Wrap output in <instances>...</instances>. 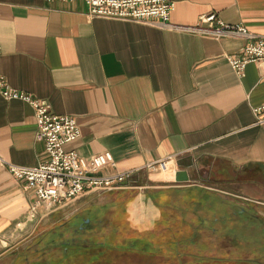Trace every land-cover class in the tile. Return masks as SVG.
Wrapping results in <instances>:
<instances>
[{"label":"crops","instance_id":"1","mask_svg":"<svg viewBox=\"0 0 264 264\" xmlns=\"http://www.w3.org/2000/svg\"><path fill=\"white\" fill-rule=\"evenodd\" d=\"M171 1L172 26H196L215 13L264 35V0ZM246 43L91 17L82 0H0V79L75 118L81 136L67 149L83 158L110 152L115 167L101 174L138 172L117 191L131 193L122 216L140 234L166 226L175 202L201 203L207 190L226 193L233 205L264 200V124L254 113L264 105V62L241 78L226 58ZM36 134L33 109L5 100L0 87V264H16L11 256L40 223L61 213L41 206L31 220L37 198L3 162L44 163ZM169 158L163 172L146 169ZM178 170L189 182H176Z\"/></svg>","mask_w":264,"mask_h":264},{"label":"rangeland","instance_id":"2","mask_svg":"<svg viewBox=\"0 0 264 264\" xmlns=\"http://www.w3.org/2000/svg\"><path fill=\"white\" fill-rule=\"evenodd\" d=\"M207 191L210 194L197 204L185 205L184 202L183 204L172 198L177 201L173 206L177 214L171 229L174 231V228L179 227L181 230L194 231L201 236V240L196 245L184 247L186 252H182L180 245L169 247L161 244L167 239L164 238L168 236L167 229L160 230L158 235L150 234L147 239L117 230L112 233L115 241L113 244L116 247L106 249L104 262L106 264H212L207 255L218 253V264H264V200L233 205L232 197L226 193ZM117 192L120 191L91 192L77 199L76 206H71L75 200L72 201L58 210L61 213L53 216L48 222H41L36 229V236L20 246L18 254L11 256L9 261L44 264L43 262L49 258L48 255L52 254L50 246L63 247L62 244L66 246V242L80 239L78 231L80 227L87 230L82 238L89 239L96 236V241L99 243L106 240L112 232L115 221L113 215H110L111 212L106 209H109L108 205L113 202L110 200L125 197L118 196L115 194ZM89 210L90 214H87ZM89 216L93 217L89 224H85L84 219ZM161 239L162 241H159ZM135 248L138 250H134ZM54 250L53 253L59 251V249L56 251V248ZM186 254L195 257L186 258ZM82 260L71 264H86Z\"/></svg>","mask_w":264,"mask_h":264},{"label":"built area","instance_id":"3","mask_svg":"<svg viewBox=\"0 0 264 264\" xmlns=\"http://www.w3.org/2000/svg\"><path fill=\"white\" fill-rule=\"evenodd\" d=\"M47 2L70 3L77 0H46ZM88 7L91 17L134 21L210 37L214 40L238 38L247 40L246 45L234 56H227L232 69L242 78L250 64L264 62V35H255L246 27L225 23L215 13L203 15L196 26L178 27L170 24V17L176 4L171 0H82ZM1 93L5 100H20L34 111L37 125L36 139L45 145L47 160L35 167L17 166L4 161L10 174L23 181L25 189L34 193L37 202L31 207L28 217L33 220L37 210L45 206L49 211L66 207L69 203L91 192H110L124 189L138 172L103 175L107 167H115L110 152L83 158L67 145L81 136L75 118L56 115L45 100L36 99L29 94L12 90L0 79ZM257 124H264V105L254 109ZM169 158L157 164H149L147 170L165 171ZM133 186V185H131Z\"/></svg>","mask_w":264,"mask_h":264},{"label":"trees","instance_id":"4","mask_svg":"<svg viewBox=\"0 0 264 264\" xmlns=\"http://www.w3.org/2000/svg\"><path fill=\"white\" fill-rule=\"evenodd\" d=\"M118 196H122L124 198L122 199H115L112 200L113 202L111 204L108 205L109 212H111L110 215H113L112 218H114V220H112L113 222V227H112V232L109 233V237L100 242L96 241V236L89 238V239H84L82 238L84 235V232H87L86 229H84V227H80L78 230L79 231V235H80V239H74L71 242H66V246L62 244L63 247L57 246V245H52L50 246V249H52V254L48 255V260H46L45 262H43L44 264H71V262L75 263L77 260L81 261V259H83V263L86 262V264H106L104 262L105 256L104 253H106V249L111 247H116V245H114L113 243L114 241V236L112 237V233L114 231L117 232V230H120L122 232H124L125 234L130 233V234H134L135 236H139V237H143V238H149L151 235L150 234H159L158 232L162 229H167L168 231V236L164 237L167 238L165 240H163V242H161V244L166 245V246H178L180 245V248H182V252H186V250H184L188 245L193 246L196 245L200 240H201V236H198L194 231H184L179 229V227L177 229L174 228V231L171 229V224L174 223L173 218L170 220L169 224H166L162 226V228L158 230H155L152 233H136L135 231H132L129 226L124 223V218L122 216V210H123V205H125L131 197V193L130 192H117L115 193ZM121 200V201H120ZM107 207V206H105ZM104 208V207H103ZM119 208V209H117ZM114 209V210H113ZM100 213V212H99ZM87 214H90V210L87 212ZM86 214V215H87ZM91 217L93 216H89L87 219H84L85 224H89ZM109 220H106V222ZM118 221V223H117ZM110 222V221H109ZM87 228V227H86ZM173 232V233H172ZM163 234V233H161ZM173 234V235H172ZM95 240V241H94ZM159 241H162L159 240ZM53 244V243H52ZM179 247V246H178ZM185 247V248H184ZM54 248H56V251H59L57 253H53L55 250ZM131 249V248H130ZM134 250H138V249H134ZM218 253H212V254H208L207 257H209L211 259V263L212 264H218L219 263V257L217 255ZM45 256V255H44ZM43 256V257H44ZM186 258H193L195 256H190V254H186L185 255ZM194 259V258H193ZM48 261V262H47ZM77 261V262H78ZM14 263L16 264H28V263H22V262H17L14 261Z\"/></svg>","mask_w":264,"mask_h":264},{"label":"water","instance_id":"5","mask_svg":"<svg viewBox=\"0 0 264 264\" xmlns=\"http://www.w3.org/2000/svg\"><path fill=\"white\" fill-rule=\"evenodd\" d=\"M176 182H178V183L189 182V177H188L187 172H185L183 170H178V172L176 173Z\"/></svg>","mask_w":264,"mask_h":264}]
</instances>
